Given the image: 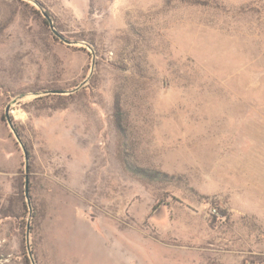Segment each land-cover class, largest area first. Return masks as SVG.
Wrapping results in <instances>:
<instances>
[{"label": "rangeland", "instance_id": "374dc122", "mask_svg": "<svg viewBox=\"0 0 264 264\" xmlns=\"http://www.w3.org/2000/svg\"><path fill=\"white\" fill-rule=\"evenodd\" d=\"M25 258L264 264V0H0V264Z\"/></svg>", "mask_w": 264, "mask_h": 264}, {"label": "water", "instance_id": "95a60500", "mask_svg": "<svg viewBox=\"0 0 264 264\" xmlns=\"http://www.w3.org/2000/svg\"><path fill=\"white\" fill-rule=\"evenodd\" d=\"M42 17L43 19L47 22L48 24V27L51 31V34L60 42L64 43V44H68V41L65 40L63 38V36L61 34H59L54 28H53V25H52V22H51V19L49 18V16L47 14H45L44 12L42 13ZM8 113H9V107H7L5 109V120H6V123L7 125L9 126V128L11 129V131L13 132L16 140L19 142L20 144V141H19V138L17 136V134L15 133L13 127H12V122H11V119L9 118L8 116ZM22 151H23V154H24V159H25V164H26V167H25V171L27 172V160H28V156H27V152L26 150L24 149V147H22ZM25 198L27 200V204H29V190H28V181H27V178L25 179ZM26 244H27V250H28V228H27V234H26ZM30 253H29V257H30Z\"/></svg>", "mask_w": 264, "mask_h": 264}, {"label": "trees", "instance_id": "16d2710c", "mask_svg": "<svg viewBox=\"0 0 264 264\" xmlns=\"http://www.w3.org/2000/svg\"><path fill=\"white\" fill-rule=\"evenodd\" d=\"M45 14L48 15L47 12L44 11ZM43 23L47 26V22L45 20H43ZM132 173L143 178L146 180H154L157 178V174H152L151 172L147 171V170H139V169H131ZM26 259V264H29V261L27 258Z\"/></svg>", "mask_w": 264, "mask_h": 264}]
</instances>
